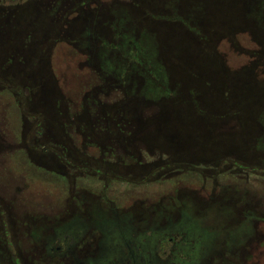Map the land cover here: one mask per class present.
Masks as SVG:
<instances>
[{"label": "flooded vegetation", "instance_id": "flooded-vegetation-1", "mask_svg": "<svg viewBox=\"0 0 264 264\" xmlns=\"http://www.w3.org/2000/svg\"><path fill=\"white\" fill-rule=\"evenodd\" d=\"M32 1L45 4L22 6L24 0H0V89L6 88L8 99L0 102V167L7 168L2 166L5 157L19 153L23 163L39 156L36 161L43 163L39 169L46 172L50 170L46 165L70 161L93 170L97 178L100 168L108 176L139 178L158 171L163 153L173 166L175 156L184 162L197 159L199 153L206 161L210 152L222 149V135H257L255 140L245 139L240 149L252 147L258 161L264 159V63L256 68L251 62V67L233 71L220 61L230 54L217 47L231 44L235 35L244 44L254 40L264 44V0ZM64 4L69 6L63 9ZM107 40L113 42L112 50L106 49ZM63 44L78 52H60L65 59H92L101 67L97 70L103 85L89 89L83 102L59 100L44 84L45 65ZM235 51L250 54L241 45ZM119 54L124 58L114 57ZM204 72L220 81L207 85L195 77ZM18 78L26 85L22 98L14 89ZM118 90L123 98L112 101ZM10 115L16 118L13 124ZM250 122L261 129L236 127ZM230 124L234 125L229 128ZM24 135H33L32 143L25 142ZM188 135H215L212 144L220 145L213 149L204 136L203 148H192ZM234 141L229 144L233 150L240 145ZM54 155L55 161L47 157ZM148 156L151 163L144 160ZM5 172L13 174L11 169ZM103 177L106 183L96 181L108 187L111 180ZM8 178L0 184V194L7 198L0 199L1 238L18 236L26 248L40 239L38 255L44 253L49 261L62 257L57 253L63 246L57 242L69 241L65 252L72 253L86 236L97 234V255L76 264H160L156 253L166 243H172L167 264H260L242 259L254 252L258 236L252 210L260 204L234 196L237 191L208 198L179 192L148 206L124 194L121 211L102 212L74 190L66 205L59 202L52 214L42 211L47 205L44 194L39 209L26 207L36 203L28 191L24 193L31 186ZM124 182L132 189L142 186L135 180ZM101 194L111 206L107 194ZM176 236L180 240L175 242Z\"/></svg>", "mask_w": 264, "mask_h": 264}, {"label": "rangeland", "instance_id": "rangeland-1", "mask_svg": "<svg viewBox=\"0 0 264 264\" xmlns=\"http://www.w3.org/2000/svg\"><path fill=\"white\" fill-rule=\"evenodd\" d=\"M44 2L45 1L37 3L32 0H24V3L21 5L24 6L38 4L40 6L42 4L44 5ZM67 6L69 5L64 4L63 9H66ZM236 36L237 40H234L236 39ZM234 39L232 40L231 44L224 43L217 45L218 48H223V51H228L230 54L229 58L225 57L226 59L224 58V60H220L223 67H228L234 71L241 67H251V62H254V66H256V68L264 63V44H258L255 40V42L253 41L252 43L244 44L238 39V35H235ZM112 44L113 42L108 40L104 43V45L107 47V50H112V48H109ZM238 45L247 48L250 54H241L235 51ZM96 46L99 47L101 44ZM116 48H118V44L116 45ZM67 50H69V52H77L71 45L64 44L60 45V49L53 50L54 54H51L47 64L45 65L46 70L44 76L46 79L44 84L47 86V88L51 89L55 93L56 98L59 100H63L64 102H83L87 99L85 96L87 93H89L87 92L89 89H91L93 86L96 87L103 85V79L101 78L102 75L98 71L101 67L96 66L92 59H87L88 62L87 60H83L81 58L73 59L71 56H69L68 59H65L62 57L60 52ZM114 57H122L120 59L124 58V56L121 54L114 55ZM125 59L128 60V58ZM90 63L92 66L89 65ZM202 75L204 76L199 77L197 75L195 77L205 81L207 85L220 81L219 77H216L215 74L204 72ZM105 76L108 77V75ZM253 78L252 80L256 83L257 80L255 79V76H253ZM176 79L180 80L181 82L184 80L182 77ZM0 81H2V79ZM3 81L4 86H6L7 81L5 79ZM39 82L40 81L38 80L37 83L39 84ZM74 83L77 87H74ZM222 83L224 86L226 81L223 80ZM230 83L233 84L232 81ZM13 84L15 92L17 93L18 91L19 93L23 94L21 98L27 94V92L24 90L26 85L21 78H18L17 80L15 79ZM238 84L242 85L243 82ZM248 84L251 85L252 83L250 84L249 82ZM33 87H35V90L38 89L36 83ZM5 90L6 88L3 90L0 89L1 103L5 102L7 99ZM122 98L123 95L121 90H118L117 93H113L112 101H119ZM9 119L13 124L16 118H14L13 115H10ZM233 125L234 124H230L229 128H231ZM236 127L238 130L242 127L246 130L249 127V129H252V131L255 132L261 129V125L257 122L239 123L236 125ZM208 128H212V126L207 127V131H209ZM204 136L207 137L208 143H213L215 135H188V140L192 142L191 147L199 148V150H201L203 148L202 138ZM78 137L80 138L79 135ZM32 138L33 135H24V137H22V139H24V141L28 142L29 144L32 143L30 142V139ZM232 138H235V141ZM256 138L257 135H222V137H220V141H222V149L219 150L220 153L214 152V154H212V152H210L206 157V161L200 159L201 155L199 153L195 155L197 159H186L187 161L184 162H178V159H176L175 156V165L173 166L170 164V158L168 157L167 153H163L164 155L159 156V165L157 166L158 171L154 169L155 171L152 170L146 176L139 178H126L121 175L108 176L104 174L101 168L100 173H98L99 177L97 178V173L93 172V170H85V166H80L77 164L72 166L70 165V161V164L68 161H66L63 163V165H61V162L59 161L56 164L53 163L52 165H46V167L50 169L46 172L44 171V167L39 169L40 165H43L42 162L36 161L39 160V156L34 154L35 156H32L29 159L27 158L28 162L23 163L19 157V153H13L12 157H5V164L2 162V166L6 165L7 168L5 167L4 169L0 167V184L6 182L5 178L9 180L8 177H11L21 181L25 185L31 186L29 189L25 190L24 193H27L28 191L30 197H34L36 203H30V205L26 204V207L33 206L39 209L41 206H43V204H40V202L42 201L41 195L44 194L46 195L47 205L45 206L46 209L42 211H47L48 213L52 214L54 213V206L59 202H61V206L66 205L67 198L74 190L80 191L81 194L90 198L102 212L110 211L113 208H117L118 210L120 209L119 211H121L125 205L124 200L121 199L124 197V194L127 196H132L136 198V200L140 199L144 201L145 204L143 205L148 206L151 204V202H161L164 198L170 195H176L179 192H186L195 196L199 195L202 198H208L207 196H213L220 193H233L234 191H237V194L234 196H247L253 200L254 204H260V207L257 206L254 210H252V213L255 214L257 218L253 229L255 234L258 236L254 242V252L249 253V257H247L248 254H246L245 257H242V259L258 261L260 264H264V159H262V161H258L259 155L252 152V147L248 148L245 146L248 148V150L244 152H241L240 149L245 139L255 140ZM233 141H239V148L235 147L234 150L232 149L234 146L231 147L229 144ZM47 145L49 144L45 143V146ZM219 145L220 143L218 146H216V143H214L211 147L215 149L219 147ZM30 146L35 148L36 144ZM47 157L48 159L50 158L54 161V158H56L55 155ZM148 157L149 158L145 157L144 160L147 163H151L153 158L151 156ZM108 160L111 161V164L114 163L111 159ZM237 163L238 166H243L246 168H238L237 165L235 166ZM9 169H11L13 172L12 176L8 174L9 171L5 172ZM239 174L247 176L246 180L238 181V179L235 177L239 176ZM103 176L107 177L108 180H111L108 182V187H105L103 184L106 183ZM170 179H172V183H170ZM96 180L103 181V183H99ZM123 180H135L137 181V184L141 183L142 186L132 189L129 188L130 186L126 182L122 183ZM102 192H105L107 194L108 200H111V206H109L103 200V196L101 194ZM0 199H4V201L7 200V198L2 194H0ZM111 214L112 213L108 214V216L112 217ZM45 221L50 222L51 220L46 219ZM1 227L2 224L0 223V246H2V251H0V264H76V261H89L90 259H93L98 253L97 241L99 239V235L95 234L93 236H86L83 239V244L79 245L77 247L78 250L75 249V251L72 253L65 252V250H67L65 245L70 244L69 241L57 242L63 246V249L57 253V255L59 254L62 257L61 259L55 261H49L44 253V257H39L38 255V246L36 244H40V239L37 240L36 244L32 245V247L26 248L23 245L21 246L20 243L22 241L18 236L13 237L10 234L9 237L7 236L6 238L2 239L1 233L3 234V230ZM50 231L46 235H48ZM144 233H147V231ZM40 237L41 235L39 238ZM30 240L33 242V239ZM179 240V236H176L174 239L175 242ZM4 242L7 243V246L3 245ZM88 245L90 246L89 250L84 251V248L88 247ZM171 245L172 243H166L159 247L156 256L158 259H160V264H167ZM1 259H3V262Z\"/></svg>", "mask_w": 264, "mask_h": 264}]
</instances>
